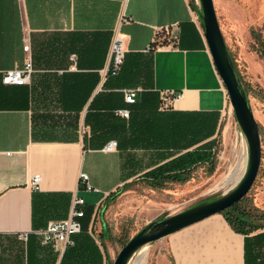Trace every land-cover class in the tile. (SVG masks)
Returning a JSON list of instances; mask_svg holds the SVG:
<instances>
[{"label": "crops", "instance_id": "0c3cea01", "mask_svg": "<svg viewBox=\"0 0 264 264\" xmlns=\"http://www.w3.org/2000/svg\"><path fill=\"white\" fill-rule=\"evenodd\" d=\"M166 28L176 43L146 53ZM118 35L128 55L125 72L132 75L124 84L108 76ZM147 61L151 77L136 73ZM27 62L34 68L30 84L5 86L4 73ZM128 89L138 90L139 108L150 93L159 112L221 118L227 112L228 93L190 0H0V264H61L64 254L43 245L42 231L56 218L44 214L35 223L38 208L60 203L58 192L71 196L59 220L69 218L75 194L86 203L83 232L63 264H110L102 238L109 195L176 159L174 142L166 150L103 151L129 137L117 127L128 121L115 115L117 105L130 109ZM168 91L179 98L163 110ZM72 125L86 133L73 136ZM82 173L92 191L85 190ZM34 175L41 176L38 192L31 187ZM245 238L216 215L173 235L172 258L175 264H254L257 241L249 239L246 249Z\"/></svg>", "mask_w": 264, "mask_h": 264}, {"label": "rangeland", "instance_id": "374dc122", "mask_svg": "<svg viewBox=\"0 0 264 264\" xmlns=\"http://www.w3.org/2000/svg\"><path fill=\"white\" fill-rule=\"evenodd\" d=\"M214 2L229 53L241 77L253 88L264 90V60L253 50L255 39L251 35L253 29L258 31L264 39V0H214ZM249 101L255 118L260 124L262 140H264V103L253 95L249 97ZM191 120L195 122L194 125L198 129L197 144L190 147L194 136L187 135L176 146L180 148L176 149V155L195 150L214 153V172H211L209 168L212 165L210 159L211 161L208 160L196 168L190 181L172 184L166 190L150 189L143 180H135L125 189H121L102 214L108 230L107 239L103 241L108 251L110 264H114L126 240L132 239L151 222L162 215L170 217L198 203L220 198L236 188L245 176L249 160L248 144L233 108L230 106L222 118L219 117L217 125L214 124L213 118L205 116L180 118V116L172 115L168 123H189ZM126 121H128L127 126L130 119ZM69 130L72 131L73 136L76 132L84 135L82 127L77 130V127L72 125ZM116 141L121 144L123 139ZM62 143L73 144L75 141ZM209 157L212 158V156ZM57 194H59L60 203L65 202L66 196L70 195L63 192ZM247 197L249 206L264 211V157L256 182ZM59 214V212L53 213L56 221H59ZM171 239L172 236L147 246L136 254L129 264H173Z\"/></svg>", "mask_w": 264, "mask_h": 264}, {"label": "trees", "instance_id": "16d2710c", "mask_svg": "<svg viewBox=\"0 0 264 264\" xmlns=\"http://www.w3.org/2000/svg\"><path fill=\"white\" fill-rule=\"evenodd\" d=\"M190 3L196 12L201 13V8H199L195 4L194 0H190ZM251 35L255 39L253 50L260 56L262 60H264V39L262 38L261 34L258 31L253 29L251 30ZM165 44L166 41L160 44L157 42L152 43L151 44L152 51L150 52V54H153L157 50L158 46L160 45L164 46ZM127 56L128 55L126 54L124 65L122 66L118 74L113 75L111 72H109L108 74V76L117 77L118 82L121 81L122 84H124L123 82H128V80L129 79L131 80L132 78V75L126 74L125 72L127 66ZM232 61L240 77V80L242 82V85L244 87L248 99L251 95H253L255 98L259 99L264 103V90L259 88L255 89L249 83H246L241 77L233 59ZM149 63L151 62L147 61L144 63L143 62L138 63L140 66V70L138 69L139 67L138 66L136 69V73L138 74L139 72V74L140 73L145 74V77L147 76L151 77V69ZM155 101H156L155 95L149 93L148 95H146L145 101L142 102L141 108L138 107L140 104L137 101L134 105L130 106V109L128 108L131 114L128 125L126 126L125 121L118 122L117 127H118V131H121L123 133L128 131L129 137L122 138L123 142L121 144L120 143L118 144L119 148L130 149V150H140V149L166 150L171 148L172 142H174L176 146H178V144H180L187 135L194 136L193 143L190 144V147H192L197 144L196 137H198L197 135L198 129H196V126L194 125L195 123L194 121L196 120L193 119L194 121L191 120L189 123L177 122L175 124H170L168 123V119H171L172 115L180 116V118L205 116V117L213 118L214 124L217 125V120H219L220 117V115L218 114L209 115L202 113H182L178 111H176V113H168V111L159 112L158 108L155 106ZM122 108H127V107H121L117 105V108L115 110ZM212 133L213 132H211V134ZM261 136H262V131H261ZM263 141L264 140H262V143ZM176 149H180V148L176 147ZM209 156H212V158ZM263 157H264V153H263ZM208 160H210L212 164L209 167L210 171L214 172L215 170L214 153L200 151V150L189 151L183 155H178V156L176 155V159L173 162L154 168L152 171L145 173L143 178L139 180H143L144 183L150 189L166 190L172 184H183L190 181L193 177L192 174L196 170V168L200 165L205 164L206 162H208ZM132 183L133 182L126 184L123 189H125L127 186H129ZM81 188L82 187L80 186V189ZM119 193L120 192L118 191L110 194L108 197V202H112L118 196ZM70 197H71L70 195L66 196L67 199H70ZM248 202H249L248 197H246L241 202L235 204L233 207L223 212L221 215L226 219L230 227L235 232L242 234L246 237L245 238L246 249H247V242L249 241V239H252L255 242L257 241V246H256L257 248L255 250L257 251V253L255 254L254 264H264V211H260L259 209L256 208L254 209V207L249 206ZM56 205L57 207H53L52 209L49 207H44L43 210H40L38 208V212L37 210L35 211V223H37V218L40 219L44 214L45 215L50 213L53 214L54 212H59L60 213L59 218H64L65 216L64 202L63 204L59 203ZM258 213L260 215H257ZM165 218L166 217H161L160 219H165ZM82 221H84V218L82 219ZM258 231H262V232L252 236L254 233ZM107 232L108 230H106L105 233L102 234L103 239L106 238ZM130 240L131 239L126 240L124 247L127 245V243ZM73 241H74V237H73ZM70 248L71 247H69L67 251L64 253L61 264L65 262ZM172 262L173 264H175L173 258H172Z\"/></svg>", "mask_w": 264, "mask_h": 264}, {"label": "water", "instance_id": "95a60500", "mask_svg": "<svg viewBox=\"0 0 264 264\" xmlns=\"http://www.w3.org/2000/svg\"><path fill=\"white\" fill-rule=\"evenodd\" d=\"M201 28L216 70L228 93L230 106L243 132L249 150L248 169L236 188L220 198L198 203L165 219H157L136 234L119 253L114 264H129L142 249L199 224L241 202L250 193L260 172L263 143L260 124L230 56L222 33L214 0H199Z\"/></svg>", "mask_w": 264, "mask_h": 264}, {"label": "built area", "instance_id": "2783aa9c", "mask_svg": "<svg viewBox=\"0 0 264 264\" xmlns=\"http://www.w3.org/2000/svg\"><path fill=\"white\" fill-rule=\"evenodd\" d=\"M195 4L200 8L199 0H194ZM161 34L166 36L165 41L169 45H173L176 43L174 39V33L172 29L166 28L162 31L158 32L155 42L162 43L163 41L160 39ZM162 45L158 46L159 49ZM152 51V46H149L145 51L146 53H150ZM112 63L111 67L108 71L113 75H116L120 72L122 66L125 62L126 51L124 49L123 40L117 36L116 42L112 49ZM34 73V68L31 62H27L23 68L8 70L3 75V84L5 86H17L23 87L31 82L32 75ZM138 90L128 89L124 90V102L126 105L131 106L136 103ZM179 98V94L175 92H164L161 96V108L163 110H167L171 108L174 101ZM228 102L229 97H228ZM230 107V106H229ZM115 115L124 120L130 119V110L128 108H122L115 111ZM83 133H86V129L83 128ZM118 150V142L116 140L110 141L103 148V151L106 153H112ZM80 180L82 184L85 185V190L92 191V187L89 184V178L86 174L80 175ZM41 176L34 175L31 181V187L34 191L38 192L41 189ZM86 205L85 200L80 197L78 194H75L72 198L71 210L69 218L66 220H59L50 222L47 228L42 231L43 235V245L46 247H51L55 251L64 254L69 247L73 245V237L82 232V219L85 217V211L83 207ZM25 240L27 239V235L23 237Z\"/></svg>", "mask_w": 264, "mask_h": 264}, {"label": "bare ground", "instance_id": "6f19581e", "mask_svg": "<svg viewBox=\"0 0 264 264\" xmlns=\"http://www.w3.org/2000/svg\"><path fill=\"white\" fill-rule=\"evenodd\" d=\"M144 249H145V248H144ZM144 249H143V250H144ZM143 250H142V251H143Z\"/></svg>", "mask_w": 264, "mask_h": 264}]
</instances>
